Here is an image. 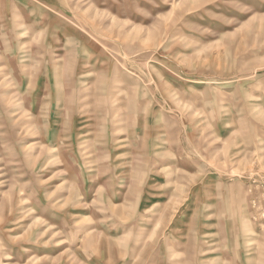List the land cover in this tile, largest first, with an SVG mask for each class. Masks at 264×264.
I'll return each mask as SVG.
<instances>
[{
    "label": "rangeland",
    "instance_id": "1",
    "mask_svg": "<svg viewBox=\"0 0 264 264\" xmlns=\"http://www.w3.org/2000/svg\"><path fill=\"white\" fill-rule=\"evenodd\" d=\"M0 264H264V0H0Z\"/></svg>",
    "mask_w": 264,
    "mask_h": 264
}]
</instances>
